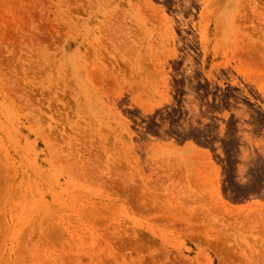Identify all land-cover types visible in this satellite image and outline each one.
Here are the masks:
<instances>
[{"label": "rangeland", "instance_id": "rangeland-1", "mask_svg": "<svg viewBox=\"0 0 264 264\" xmlns=\"http://www.w3.org/2000/svg\"><path fill=\"white\" fill-rule=\"evenodd\" d=\"M0 264H264V0H0Z\"/></svg>", "mask_w": 264, "mask_h": 264}]
</instances>
